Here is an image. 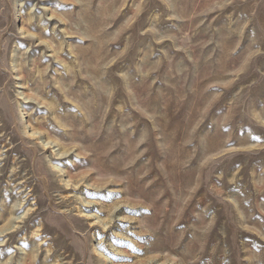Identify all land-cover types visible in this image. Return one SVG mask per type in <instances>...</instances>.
Returning <instances> with one entry per match:
<instances>
[{"label": "rangeland", "instance_id": "rangeland-1", "mask_svg": "<svg viewBox=\"0 0 264 264\" xmlns=\"http://www.w3.org/2000/svg\"><path fill=\"white\" fill-rule=\"evenodd\" d=\"M0 264H264V0H0Z\"/></svg>", "mask_w": 264, "mask_h": 264}]
</instances>
